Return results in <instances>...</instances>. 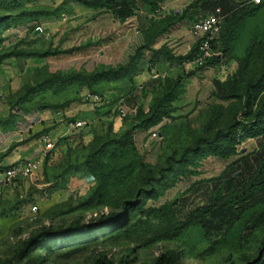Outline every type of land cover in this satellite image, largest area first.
Masks as SVG:
<instances>
[{"label": "rangeland", "instance_id": "obj_1", "mask_svg": "<svg viewBox=\"0 0 264 264\" xmlns=\"http://www.w3.org/2000/svg\"><path fill=\"white\" fill-rule=\"evenodd\" d=\"M81 1L0 0L1 63L15 58L20 45L4 44L6 32L26 28L29 42L40 25L39 39L64 28L80 37L103 8ZM234 37L228 55L204 67L213 68L209 79L223 72L215 96L212 86L188 100L182 84L169 115L148 127L146 112L162 84L124 96L135 111L125 117L114 111L111 120L68 131L33 179L7 180L0 191V264H264V134L241 141L227 157L188 150L199 138L226 131L246 95L253 107L264 97V77L256 81L264 72V6L243 18ZM223 133L218 141L231 146ZM259 165L260 183L235 198ZM213 199L231 208L243 202L245 212L237 208L205 228L178 229L190 211Z\"/></svg>", "mask_w": 264, "mask_h": 264}, {"label": "crops", "instance_id": "obj_2", "mask_svg": "<svg viewBox=\"0 0 264 264\" xmlns=\"http://www.w3.org/2000/svg\"><path fill=\"white\" fill-rule=\"evenodd\" d=\"M191 0H165L155 12H148L145 6H138L134 15L121 20L111 11H99L80 32L72 39V35H65L64 28L60 33L50 31L44 39H39L40 33L31 31V39L27 40L26 28L15 31V35L4 33V44L16 40L20 42V49H57L66 50L79 47L69 53H58L46 57H15L0 64V191L6 185L4 171L16 161L38 160V171L44 159V143L41 135L46 134L53 143L69 130L67 121L71 119H86L92 122L109 119L114 112V104H110L117 97H131L140 93V86L149 85L155 78L165 76L175 77L184 72L194 70L191 60L178 63L175 60L160 59L154 64L145 63L143 70L132 80H116L101 82L88 89L77 85L65 88L35 89L24 99L26 89L41 81L52 73H66L70 71L92 72L96 68L115 67L128 61L137 46L145 42L148 29L152 23L162 17L180 10ZM191 22L178 21L165 31L150 38L151 48L162 45L171 49L175 56H182L191 52L198 37L190 30ZM68 28V27H67ZM59 30V29H58ZM84 32V33H83ZM64 34V35H63ZM149 51L145 52L148 59ZM207 66L202 70L184 78V98L190 100L200 98L213 86V79H222L223 72L212 73ZM94 91L101 92L108 100L106 106H97L84 95ZM140 97V102H145ZM69 103L62 107H47V104Z\"/></svg>", "mask_w": 264, "mask_h": 264}, {"label": "trees", "instance_id": "obj_3", "mask_svg": "<svg viewBox=\"0 0 264 264\" xmlns=\"http://www.w3.org/2000/svg\"><path fill=\"white\" fill-rule=\"evenodd\" d=\"M164 1L165 0H155L153 2L151 0H82L81 2L85 5L93 7H103L100 11H111L118 18L124 20L125 18L134 15L135 10L138 9L139 5L145 6L148 12L152 13L155 12L159 8L160 4H162ZM234 1L239 3V5H234L233 0H191L180 10L178 14L171 12L170 14L162 17L160 20L152 23V26H150L148 29V35H146L145 42L134 49L126 63L115 67L101 66L92 72L70 71L66 73L49 74L35 85L28 87L24 95L18 98V100L26 98L35 89L50 87H53L54 89H60L70 85H77L80 87L93 89L94 86L101 82L124 79L131 81L135 75L139 74L143 70L146 62L152 65L160 59L175 60L179 64L187 59L192 61L198 52V41L192 47L190 53L182 56H175L171 49L165 45H162L157 49L151 48L149 45V39L165 31L169 26L178 21L187 20L192 23L193 21H196L199 18L214 12L215 9L219 7L221 9V13L224 15V19L218 37L212 42V48L214 50L216 44L220 43V49L215 51L216 54H214L211 58H208L202 66L195 67L194 70L184 72L182 75H177L175 77L165 76L163 78H155L149 82L148 87L147 85L146 87H141L140 93L150 90L156 84H162L158 91H153V96L146 112L147 117L145 120V127L154 125L160 122L163 117L169 115L170 111L168 109V104H170V102L173 101L176 95L179 93L180 89L182 88V84L184 85V78L191 77L196 73L197 70L204 69L205 65L210 63L213 64L214 62H218L222 57H226L231 50V43L235 38L234 32L236 27L242 22L246 15H249L253 10L258 9L261 6H264V0H261L257 4L253 3L252 0H245L241 2L239 0ZM240 3L248 5L240 7ZM6 27L7 24H4L3 28L5 29ZM77 48L79 47H72L66 50H35L20 49L17 47L19 51H16L14 54L16 55L15 57H46L58 53H69L76 50ZM146 51L150 52L148 59L145 58ZM5 56L6 55H0V64ZM263 77L264 72L257 78L256 81H261ZM222 85V81L217 79L213 80V96H215L217 92L216 88L220 91ZM94 92L102 94L101 92ZM118 98L119 97L115 98L110 104H114ZM68 103L69 101H65L61 104H47L45 106L57 108L65 106ZM106 104L103 106H106ZM2 121L3 120L0 119V123ZM263 125L264 97H262L258 101L257 105L253 107V102L249 98V95H246L243 101L242 109L233 115L226 131L218 130L217 133H215L210 139L199 138L192 147H188V150L198 153L199 155L211 151L213 154L219 155L220 157H227L233 153L230 152L229 149H235V145L239 144L241 141L264 134ZM219 132H224L222 137L225 140L231 141V146L228 143L223 144L221 141H218L221 137ZM262 162L264 164V159ZM259 168L260 169L257 170L250 181L242 189H240V191L235 193V198L242 197L260 183L262 165H259ZM128 203H132V201H128ZM242 204L243 202H241L238 207L231 208V206L227 204L226 201L213 199L204 208H196L190 211L186 215L185 219L178 225V229L180 231H184L193 224H199L205 228L206 222H210L212 219L218 218L221 220L228 219L233 214V212L237 210V208L240 210V214H243L246 207L242 206ZM119 215L117 214V217L115 216V218H118ZM215 224L216 226L220 225V223Z\"/></svg>", "mask_w": 264, "mask_h": 264}, {"label": "built area", "instance_id": "obj_4", "mask_svg": "<svg viewBox=\"0 0 264 264\" xmlns=\"http://www.w3.org/2000/svg\"><path fill=\"white\" fill-rule=\"evenodd\" d=\"M261 0H252L253 3L257 4ZM224 15L221 13V9L217 7L214 12L199 18L196 21H193L190 25V30L194 35L198 37V52L196 53L195 58L191 61L194 67L202 66L208 58H211L215 53V50L212 48V42L218 37ZM33 31L38 33L44 32V29L40 25H34ZM142 86H140L141 88ZM87 99H90L97 106H102L107 103V98L103 94L99 93H87L84 95ZM136 107L129 109L124 103L123 98H118L114 103V111L118 113L120 117H125L128 112L135 111ZM90 123L86 119L78 118L71 119L67 121V126L69 130L72 129H81L86 124ZM155 135V133H154ZM41 140L44 143V155L50 151L54 143L49 140L46 134L41 135ZM38 160H21L16 161L7 167L4 171V176L7 180H31L38 174Z\"/></svg>", "mask_w": 264, "mask_h": 264}, {"label": "water", "instance_id": "obj_5", "mask_svg": "<svg viewBox=\"0 0 264 264\" xmlns=\"http://www.w3.org/2000/svg\"><path fill=\"white\" fill-rule=\"evenodd\" d=\"M35 33H38L37 31H35Z\"/></svg>", "mask_w": 264, "mask_h": 264}]
</instances>
